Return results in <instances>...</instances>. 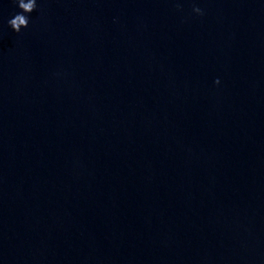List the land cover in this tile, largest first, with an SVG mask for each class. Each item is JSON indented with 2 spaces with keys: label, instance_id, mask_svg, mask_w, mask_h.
Returning a JSON list of instances; mask_svg holds the SVG:
<instances>
[{
  "label": "water",
  "instance_id": "water-1",
  "mask_svg": "<svg viewBox=\"0 0 264 264\" xmlns=\"http://www.w3.org/2000/svg\"><path fill=\"white\" fill-rule=\"evenodd\" d=\"M21 2L0 264H264V0Z\"/></svg>",
  "mask_w": 264,
  "mask_h": 264
},
{
  "label": "clouds",
  "instance_id": "clouds-1",
  "mask_svg": "<svg viewBox=\"0 0 264 264\" xmlns=\"http://www.w3.org/2000/svg\"><path fill=\"white\" fill-rule=\"evenodd\" d=\"M19 8L23 9L25 11V13H31L36 7H37V0H27L26 3L21 2L20 5H18ZM177 7H179V5H177ZM193 11L195 13H197L198 15H203L202 10L199 7H193ZM27 20H28V16L22 13H18L14 16V18H11L8 20V24L10 25V27L16 31V32H20L21 30V26L27 25ZM219 79H217L215 81V83L219 84Z\"/></svg>",
  "mask_w": 264,
  "mask_h": 264
}]
</instances>
